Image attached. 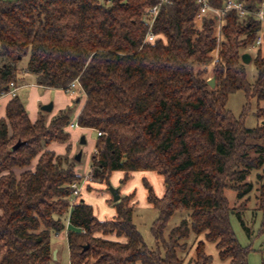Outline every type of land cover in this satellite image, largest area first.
Wrapping results in <instances>:
<instances>
[{
  "label": "trees",
  "instance_id": "trees-1",
  "mask_svg": "<svg viewBox=\"0 0 264 264\" xmlns=\"http://www.w3.org/2000/svg\"><path fill=\"white\" fill-rule=\"evenodd\" d=\"M170 1L153 25L164 40L151 43L144 42L143 10L156 0H0V96L17 82V63L28 54L25 70L38 85L64 90L78 80L84 103L77 125L100 133L90 167L93 181L110 184L116 171L123 174L120 184L138 171L163 178L161 196L143 178L146 202L158 213L151 232L162 253L147 248L133 223L132 192L110 200L115 213L107 220L82 200L73 205L66 232L69 264H183L176 248L190 233L203 235L193 264L210 263L205 242L215 243L225 264H247V249L231 228L225 190L248 191L250 185L241 181L264 169V34L256 47L260 22L251 13L230 10L221 17L218 37L215 16L196 26V0ZM240 1L252 12L262 2ZM208 2L222 8L225 0ZM244 52L256 68L253 83L241 61ZM212 62L214 87L207 76ZM237 90L247 99L238 118L226 108L228 95ZM252 97L259 124L248 128L243 118ZM70 112L61 110L46 124L43 117L31 122L17 95L5 106L0 264H52L51 237L64 231L70 185L81 176L73 159L47 146L67 141ZM36 157L34 169L15 171ZM260 187L264 210V182ZM178 209L188 210V218L166 239V224Z\"/></svg>",
  "mask_w": 264,
  "mask_h": 264
},
{
  "label": "rangeland",
  "instance_id": "rangeland-1",
  "mask_svg": "<svg viewBox=\"0 0 264 264\" xmlns=\"http://www.w3.org/2000/svg\"><path fill=\"white\" fill-rule=\"evenodd\" d=\"M103 1V0H99ZM264 30V18L259 21ZM222 19L217 21V35L219 37V30L221 28ZM264 32V31H263ZM264 34V33H263ZM258 35L262 36V32ZM255 50L254 48L251 49ZM250 51L253 55L254 53ZM250 54V55H251ZM217 55H215L214 59ZM29 59V55L23 56L17 63V82L19 89L16 95L23 103L24 108L31 122L44 118L45 123L49 124L53 117L57 116L61 110L70 108L69 124L66 126V132L69 133V137L65 142L52 141L48 144L47 149H50L59 156H68L73 159L74 172L81 176V179L90 173V167L92 164V156L97 140V133L92 128H81L77 125V116L83 106L84 96L71 97L63 89L46 87L38 85L35 80V76L26 72L25 68ZM213 62L207 66L208 79L213 78L211 73ZM246 77L249 83H253L256 77V68L252 62L245 64ZM12 97L10 95H3L0 97V118L4 117L5 106ZM52 103V109L50 111H43L42 106ZM247 103L246 95L242 90H237L228 95L226 108L230 113L238 118L240 117L244 105ZM264 107V103H260ZM257 103L255 98H250L248 108L244 114V125L248 128L256 127L259 124V119L256 116ZM70 123L76 124L75 127H70ZM83 138V142L81 139ZM80 153L79 160H75L76 154ZM37 162V157L34 158L30 165L22 169H15L17 173L24 169H34ZM115 177L112 175V178ZM143 178L146 179L152 186L155 194L161 196L164 190L163 178L156 173L152 174L148 171L136 172L132 175L127 185L131 186L130 191L135 192V200L133 205L132 220L147 248L150 250L157 249V242L155 241L152 232V222L157 217V210L151 205L146 203V190L143 185ZM81 179L77 180L80 181ZM109 182V183H110ZM264 182V169L252 170L241 181L242 185H250L248 191L240 190L235 192L231 189L225 190V195L228 200V207L231 211L230 224L232 231L236 237L238 244L247 249V264H264V229H262L264 221V210L260 204L259 196L261 195V183ZM106 182L95 180L91 184L86 186L85 192L87 195V201H89L94 210L99 213V216L108 219L109 213L113 214L114 208L112 206L111 194L108 190ZM110 185H112L110 183ZM113 186V185H112ZM120 190L123 189V184L118 183ZM114 187V186H113ZM121 197V196H120ZM113 201V200H112ZM264 205V203H263ZM109 208H112L111 210ZM113 210V211H112ZM188 210H176L170 216L166 227L164 229V238H168L170 231L175 226L179 225L183 219L188 218ZM65 232V233H64ZM64 236L66 231L64 230ZM101 236L100 234H97ZM63 237V236H62ZM104 237V236H103ZM106 238H113V235H107ZM203 235L196 236L190 233L189 236L181 240L180 247L176 248L177 255L183 260V264H193L195 257V246L197 241L201 240ZM51 242L56 243L58 249V258L54 260L52 258V264H69V254L64 239L61 237L56 238L54 235L51 237ZM184 245V246H182ZM160 249V247H158ZM205 253L210 256L209 264H225L218 256V251L214 242H205ZM162 253V249H160ZM1 254V252H0ZM137 264H141L138 262Z\"/></svg>",
  "mask_w": 264,
  "mask_h": 264
},
{
  "label": "built area",
  "instance_id": "built-area-1",
  "mask_svg": "<svg viewBox=\"0 0 264 264\" xmlns=\"http://www.w3.org/2000/svg\"><path fill=\"white\" fill-rule=\"evenodd\" d=\"M170 0H156L155 4L152 6L146 7L143 10V21L147 25V31L144 36V42H155L157 40H164L163 36L159 33H155L153 31V25L156 20V17L159 13L160 8L163 5L170 4ZM196 3L198 5V10L195 15V23L196 26H200V23L202 19L208 15H213L217 19H221L223 13L225 11H230L234 10L236 11L240 16H243L245 14H253L254 17L258 21H262L264 18V0H262L259 9L256 12H252L248 10L242 1L240 0H225V3L222 8H213L208 0H196ZM262 42V36L258 35L256 40H255V46H259ZM19 89V86L16 84V82H10L7 86V90L1 94L3 95H10L11 97L16 96V92ZM65 92H67L71 97L74 96H80L83 95L84 93L82 89L80 88V85L78 83V80H74L71 83H69L64 89ZM0 96V97H1ZM76 124L70 123V127H75ZM97 135H100L98 132ZM93 181L91 171L87 175H85L80 181H74L70 185V194H69V209L65 221V228L64 230L67 232V230L70 227V222H69V215L72 210V207L74 204L78 203L79 197L81 196L82 192L86 189V186L91 184Z\"/></svg>",
  "mask_w": 264,
  "mask_h": 264
},
{
  "label": "crops",
  "instance_id": "crops-1",
  "mask_svg": "<svg viewBox=\"0 0 264 264\" xmlns=\"http://www.w3.org/2000/svg\"><path fill=\"white\" fill-rule=\"evenodd\" d=\"M264 30H263V28H262V26H261V32L262 33H264L263 32ZM249 53V52H248ZM141 172V171H140ZM143 172V171H142ZM149 172V171H148ZM136 172H132V173H130V179H131V177H132V175L133 174H135ZM150 173H152V172H150ZM152 174H154V173H152ZM112 175L113 176H115V177H113L112 178V180H111V182H110V179H111V177H112ZM122 176H123V174L121 173V172H118V171H116V172H113L112 174H111V176H110V178H109V182L114 186V187H118V189H119V193H120V196H123V195H128V194H130V193H132V192H134V191H130L131 190V186L130 185H127L128 184V182L130 181V179L125 183V184H123V189L122 190H120V186H118V183H119V181H120V179L122 178ZM135 193V192H134ZM89 193L86 191H83L82 192V194H81V196L79 197V200L78 201H84L86 204H89V205H91L92 206V208H93V212H94V214H95V216L98 218V219H100V220H107V219H105L104 217H101V216H99V213L97 212V211H95L94 210V207H93V205L89 202V201H87V195H88ZM134 200H135V198H134ZM147 203V202H146ZM110 210L112 209V208H109ZM113 211V210H112ZM114 211H113V214H111V212L109 213V215H110V217L108 218V219H110V218H112L113 216H114ZM64 232V231H63ZM63 232H61V233H59V234H57V235H54L56 238H58V237H61V239H64V241H65V243H66V246H67V251H68V254H69V250H68V245H67V240H66V235L64 236L63 234L65 233H63ZM63 236V237H62ZM57 244L56 243H52L51 242V247H52V251L54 250L55 251V258H54V260H57V258H58V249H57V246H56Z\"/></svg>",
  "mask_w": 264,
  "mask_h": 264
},
{
  "label": "water",
  "instance_id": "water-1",
  "mask_svg": "<svg viewBox=\"0 0 264 264\" xmlns=\"http://www.w3.org/2000/svg\"><path fill=\"white\" fill-rule=\"evenodd\" d=\"M251 60V55L250 53L248 52H244L242 55H241V61L246 64L248 62H250ZM208 84L211 86V87H214V78H210L208 80ZM41 109L43 111H50L52 109V103H49V104H46L44 106L41 107ZM81 141L83 142V138L81 139ZM20 145V142H17L12 149H15L16 147H18ZM79 157H80V153L76 154L75 156V160H79ZM108 190L111 194V198L114 202H117L119 199H120V194H119V189L118 187H113L112 185H108ZM52 258L54 259L55 258V251L53 250L52 251Z\"/></svg>",
  "mask_w": 264,
  "mask_h": 264
}]
</instances>
